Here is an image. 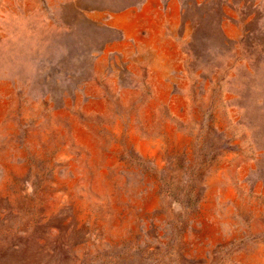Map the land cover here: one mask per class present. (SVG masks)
<instances>
[{"label": "rangeland", "instance_id": "374dc122", "mask_svg": "<svg viewBox=\"0 0 264 264\" xmlns=\"http://www.w3.org/2000/svg\"><path fill=\"white\" fill-rule=\"evenodd\" d=\"M0 264H264V0H0Z\"/></svg>", "mask_w": 264, "mask_h": 264}]
</instances>
